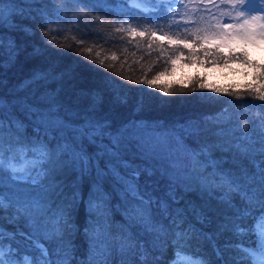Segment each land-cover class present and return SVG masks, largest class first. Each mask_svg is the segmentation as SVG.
<instances>
[{
  "label": "snow or ice",
  "instance_id": "obj_1",
  "mask_svg": "<svg viewBox=\"0 0 264 264\" xmlns=\"http://www.w3.org/2000/svg\"><path fill=\"white\" fill-rule=\"evenodd\" d=\"M64 2L83 19L96 14L97 26L142 38L156 61L133 81L86 35L49 39L61 34L49 27L64 19L57 0H0V264H264V122L257 130L245 121L238 134L220 116L175 126L122 117L129 106L143 111V93L167 94L158 81L178 62L238 63L254 83L211 91L264 106V64L249 51L264 46V0ZM49 49L77 59L59 66ZM21 65L30 71L12 83ZM87 72H106L104 84L83 83ZM115 77L143 85L142 94L133 99ZM207 87L197 75L179 94ZM254 234L256 246L244 247Z\"/></svg>",
  "mask_w": 264,
  "mask_h": 264
},
{
  "label": "trees",
  "instance_id": "obj_2",
  "mask_svg": "<svg viewBox=\"0 0 264 264\" xmlns=\"http://www.w3.org/2000/svg\"><path fill=\"white\" fill-rule=\"evenodd\" d=\"M55 7L61 8V15L63 20H58L56 23L50 24L49 27L54 32L61 33L60 35H50L49 39L55 44H74L81 35H86L87 43L96 51H101V47L106 55L111 58L114 54L117 60L113 62L114 73H119L121 76H130L133 81L142 79L144 71L149 69L156 61V52H149L143 43V39L132 38L128 33L119 34L115 32L112 25L107 22L97 26L93 18L83 19L85 15L75 5L66 4L64 0H57ZM173 7H176L173 5ZM116 7L113 5L111 12L107 13L108 20L116 18ZM178 18V17H177ZM127 27V25H125ZM18 39H24L21 35H17ZM40 41L39 33L28 43H35ZM99 41L100 47L96 42ZM54 53L53 62L59 66L71 64L76 60L71 53H64L63 55H55L54 49H49ZM226 51V50H225ZM251 59L264 64V46L257 48L255 46L249 47ZM23 71H17L11 74V82L16 83L21 81L30 71V67H24ZM244 69L238 64H233L229 68L216 67H187L182 66L179 62L176 65V72L174 75H165L158 81L159 84H167L171 87L167 94L160 93L159 89L154 91V95L143 93L147 101L143 111L136 113L132 106L122 110V117L124 119L145 120L148 122H163L165 126H175L176 124H184L188 121H197L203 124L206 117H222L224 118V127L226 129H233L238 134L242 132L243 122H249L250 126L259 130L261 122H264V106L261 102L253 101L248 97L242 100H236L235 97L229 96L226 93H213L212 87L220 89H235L243 90L247 84L254 83L252 75H244ZM106 72H87L84 73L83 83L86 85L99 84L103 85ZM154 75V72L149 73V76ZM200 76L204 78L205 84L208 86L205 90L193 92L190 95H180V87H187L192 77ZM115 83L120 85L122 92H127L133 99L141 95L140 89L143 85L136 86L124 83L120 77H115ZM162 97V98H161ZM85 196L87 195V186H85ZM259 210L256 215L259 216ZM86 213L83 208L79 210L78 224L83 228L86 223ZM119 220V216H116ZM247 223L252 227H256L255 220H248ZM10 227L9 225H6ZM228 236L231 238L232 234ZM256 240L255 234L249 239L247 236L243 238L244 247H255L252 241ZM223 242V241H221ZM234 243H239L240 238H233ZM202 251L208 255H212V250L208 245H204ZM169 257L174 255V252L169 250ZM214 259V256H213ZM248 264H252L249 260Z\"/></svg>",
  "mask_w": 264,
  "mask_h": 264
}]
</instances>
